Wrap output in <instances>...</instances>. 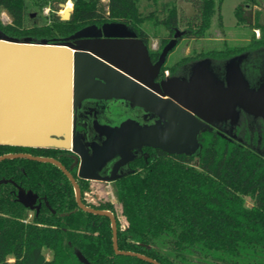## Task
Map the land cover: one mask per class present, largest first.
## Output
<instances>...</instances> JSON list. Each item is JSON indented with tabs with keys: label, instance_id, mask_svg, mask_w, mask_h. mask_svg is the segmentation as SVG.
Masks as SVG:
<instances>
[{
	"label": "trees",
	"instance_id": "16d2710c",
	"mask_svg": "<svg viewBox=\"0 0 264 264\" xmlns=\"http://www.w3.org/2000/svg\"><path fill=\"white\" fill-rule=\"evenodd\" d=\"M67 1L0 0V13L10 17L6 24L0 17V32L53 43L89 25L122 22L145 42L160 36L165 45L178 29L182 39H200L214 18L223 25V0H186L195 8L189 16L179 12L176 0L164 2L161 16L155 9L145 13L142 0H72L71 17L64 20L59 10ZM235 12L244 22L242 5ZM262 45L264 38L213 53L228 56ZM202 143L195 155L148 148V156L133 160L112 182L115 200L90 198V180L78 176L67 148L0 143V156L28 153L61 161L78 181L86 206L114 213L122 251L161 264H264V154L211 133ZM0 181V264H87L77 252L89 264H155L115 251L111 219L79 207L71 180L56 164L6 158L0 160ZM20 187L38 195L39 209L20 202Z\"/></svg>",
	"mask_w": 264,
	"mask_h": 264
},
{
	"label": "water",
	"instance_id": "95a60500",
	"mask_svg": "<svg viewBox=\"0 0 264 264\" xmlns=\"http://www.w3.org/2000/svg\"><path fill=\"white\" fill-rule=\"evenodd\" d=\"M65 5L62 3V6ZM71 14L72 11L67 8L61 18L69 20ZM183 34L184 31L178 29L174 39L164 47L160 60L154 63L149 44L138 37L133 28L122 22H106L100 27L89 25L67 39L53 43L47 40L32 41L30 38L20 40L0 32V143L71 149L75 165H79V177L114 181L121 176L115 175L117 168L132 158L129 155L130 149L136 146L150 145L171 154L195 155L201 147L198 135L208 127L210 121L203 111H206V114L217 111V107L214 108L213 105H220L232 112L237 103L246 104L250 111L264 114L262 96L246 89L239 72L234 74L233 84L228 89L214 93L203 87L205 79L200 80L199 90L197 86H188L187 89L183 86L176 87L173 79L159 80L161 67L169 51ZM73 38L77 40H69ZM11 61L16 68L17 83H23L27 88L36 82L45 84L43 92H48L49 84L53 83L55 66L61 70V120L57 122L47 119L41 122V130L45 136L37 140L27 141L1 136L7 110H17L32 118L43 114L47 117L53 115V104L48 98L35 94L33 99H15L7 79L6 68ZM33 62H36V67ZM36 68L42 73L35 75L33 70ZM89 98L124 99L131 111L141 109L151 116H159L166 124L162 127L160 120L155 124H145L141 121L142 116H135L133 112L115 126L96 121L95 129L99 138L98 141L90 143L92 152L89 153L84 142L85 135L77 129V111L82 109L84 101ZM200 117L205 121L200 120ZM16 157L51 162L59 166L75 188L79 207L111 219L113 245L117 253L136 255L161 264L149 256L119 249L118 224L114 213L86 206L78 181L61 161L54 157L28 153H8L1 155L0 160ZM113 159L117 161L112 176L103 177L97 173ZM18 199L31 209H39L41 206V200L36 193L21 187ZM77 255L89 264L81 252H77Z\"/></svg>",
	"mask_w": 264,
	"mask_h": 264
},
{
	"label": "flooded vegetation",
	"instance_id": "af4514ba",
	"mask_svg": "<svg viewBox=\"0 0 264 264\" xmlns=\"http://www.w3.org/2000/svg\"><path fill=\"white\" fill-rule=\"evenodd\" d=\"M49 10V9H48ZM174 39V36L170 38L167 44ZM178 39V43L180 40ZM74 42L77 38L69 39ZM252 41V40H251ZM250 41V42H251ZM150 48V54L152 61L157 63L160 60L161 54L164 47L162 40L160 39L157 47L152 43V38L147 42ZM177 43V44H178ZM177 44L169 51L164 64L160 70L159 80H175L176 87L197 86L201 89L200 80H204V88L211 92H221L222 89H228L230 85L233 84L234 74L238 73L241 75L245 87L248 91L254 92L262 96V101L264 102V45L258 47L257 49H246L244 51L238 52L236 54H230L228 56L222 54H215L213 51L218 49H212L209 51H198L195 55L184 54L175 62L170 65L167 63L168 57L171 51L175 49ZM158 52V53H156ZM211 52V53H210ZM260 54L262 59L257 63L251 62V57ZM250 62V67L248 66ZM170 65L176 66L175 70L163 69L164 66ZM252 70V71H251ZM168 71V72H167ZM252 72V73H251ZM170 89H173L170 87ZM235 101V100H234ZM117 102L121 103V106L126 109L127 113L119 117H101V112H103L106 107L113 105ZM236 102V101H235ZM119 107V106H118ZM214 108L217 107V111L207 113L203 111V114L210 120L208 122V127L200 131L198 135V140L202 145V137L205 133H211L214 135H219L223 138L241 141L246 144H250L254 149L264 154V114H257L254 111H250L248 105L237 103L235 105V110L232 112L223 109L220 105H213ZM206 110V109H205ZM131 112L135 116L139 114L142 116L141 121L145 124H155L158 120L162 121V127L165 126L164 119H159V116L149 115L141 109L131 111L128 107V103L124 99H109V100H99L95 98H89L84 101L82 109H78V123L77 129L85 135V144L89 153L92 152L90 143L93 141H98V134L95 129L96 121L102 124L118 125L121 120L126 119L130 116ZM205 121L201 117L199 118ZM155 148L150 145L136 146L130 149V156L132 158L126 162L122 163L116 170V174H124L131 169V163L138 157L148 156V148ZM70 150L73 157V165L76 166L77 174L79 171V165H75L74 153ZM119 159V158H118ZM117 159L110 160L106 165H104L100 170L97 171L103 177L112 176L114 173V167ZM93 181H102L112 183L113 181H108L106 179H87ZM41 200V199H40ZM38 203V202H37Z\"/></svg>",
	"mask_w": 264,
	"mask_h": 264
},
{
	"label": "rangeland",
	"instance_id": "374dc122",
	"mask_svg": "<svg viewBox=\"0 0 264 264\" xmlns=\"http://www.w3.org/2000/svg\"><path fill=\"white\" fill-rule=\"evenodd\" d=\"M142 10L148 13L150 10H157L159 16L162 15L163 4L169 0H142ZM223 0L221 7V15L223 19V25L219 26L217 18L213 19V26L205 38L193 39V38H183L177 44L175 49L170 52L167 63L172 65L175 60L180 58L184 54L195 55L198 51H209L212 49L224 50L233 47L239 48L240 46L248 45L250 41L254 39L264 38V0ZM107 2V0H104ZM178 9L180 13L185 15H192L195 12L193 5L186 0H176ZM65 6L59 10V14L62 15L65 9H70L73 11L74 3L72 0H68ZM242 5L244 11V22H239L236 15V8ZM49 8H44L43 14H49ZM2 21L6 24L10 21L6 11L0 13ZM184 29V27H182ZM251 41V42H252ZM160 42L159 37H152V43L157 47ZM262 56L258 53L252 56L251 62H259ZM250 62L248 66L250 67ZM252 71V70H251ZM252 73V72H251ZM119 106V107H118ZM127 111L121 106L120 102H117L101 112V117H119L126 114ZM92 187V193L90 198L93 200L97 199H111L115 200V193L113 183L102 182V181H90ZM252 200L250 197L247 198V204L252 205ZM119 207V206H118ZM32 212L29 213L31 217ZM46 252V250H45Z\"/></svg>",
	"mask_w": 264,
	"mask_h": 264
},
{
	"label": "crops",
	"instance_id": "0c3cea01",
	"mask_svg": "<svg viewBox=\"0 0 264 264\" xmlns=\"http://www.w3.org/2000/svg\"><path fill=\"white\" fill-rule=\"evenodd\" d=\"M33 66L36 67V62H33ZM6 69L7 79L12 86L15 99H33L35 94H38L39 97H43L45 99L48 98L49 102L53 104V115L47 117L45 114H43L32 118L30 116H25L24 113L18 112L17 110H7L6 118L1 130V136L11 139H25L27 141L37 140L44 137V132L41 130V122H45L47 119H53L57 122L61 120V105L63 97L60 68H56L55 66L53 70V83L49 84L48 86V94L42 90L45 89V84L36 82L34 85H30L27 88V86H25L23 83H17L16 68L13 61H11V64L7 65ZM33 71L35 75L42 73L41 71L37 70V68ZM49 73L51 76V70ZM45 255L47 258H51V250H46Z\"/></svg>",
	"mask_w": 264,
	"mask_h": 264
},
{
	"label": "bare ground",
	"instance_id": "6f19581e",
	"mask_svg": "<svg viewBox=\"0 0 264 264\" xmlns=\"http://www.w3.org/2000/svg\"><path fill=\"white\" fill-rule=\"evenodd\" d=\"M46 94H48L47 92H46ZM62 115V114H61Z\"/></svg>",
	"mask_w": 264,
	"mask_h": 264
},
{
	"label": "built area",
	"instance_id": "2783aa9c",
	"mask_svg": "<svg viewBox=\"0 0 264 264\" xmlns=\"http://www.w3.org/2000/svg\"><path fill=\"white\" fill-rule=\"evenodd\" d=\"M9 17V16H8ZM10 18V17H9ZM168 72V71H167Z\"/></svg>",
	"mask_w": 264,
	"mask_h": 264
}]
</instances>
